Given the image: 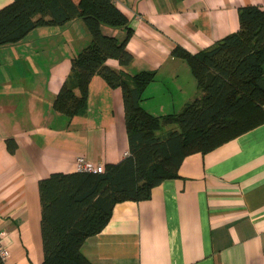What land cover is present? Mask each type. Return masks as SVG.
<instances>
[{
    "label": "crops",
    "instance_id": "1",
    "mask_svg": "<svg viewBox=\"0 0 264 264\" xmlns=\"http://www.w3.org/2000/svg\"><path fill=\"white\" fill-rule=\"evenodd\" d=\"M12 0H0V8ZM127 16L134 74L154 71L141 105L176 113L199 90L185 59L238 28V7L264 0H113ZM121 41L124 28L102 24ZM81 18L31 29L0 45V229L5 264H40L38 180L76 171L79 155L93 163L125 156L128 140L122 91L99 75L90 79L83 110L72 117L52 102L70 58L90 42ZM14 149L9 151L6 140ZM92 264H264V122L206 153L186 156L178 176L153 186L144 200L116 203L103 229L80 247Z\"/></svg>",
    "mask_w": 264,
    "mask_h": 264
},
{
    "label": "trees",
    "instance_id": "2",
    "mask_svg": "<svg viewBox=\"0 0 264 264\" xmlns=\"http://www.w3.org/2000/svg\"><path fill=\"white\" fill-rule=\"evenodd\" d=\"M237 12L238 28L210 47L197 53L172 49L186 60L201 94L176 113L154 115L141 105L154 71L130 74L106 64L110 58L120 66L132 61L126 47L132 29L113 0H12L0 8V45L18 42L37 26L84 21L90 42L70 58L52 102L56 111L79 114L94 75L122 91L128 154L105 163L101 172H53L38 180L40 264H92L80 247L103 229L116 203L149 198L153 186L178 176L186 156L206 153L264 122V7L246 4ZM102 24L124 28V38L103 34ZM169 125L174 127L159 133ZM6 146L14 149L10 138Z\"/></svg>",
    "mask_w": 264,
    "mask_h": 264
},
{
    "label": "built area",
    "instance_id": "3",
    "mask_svg": "<svg viewBox=\"0 0 264 264\" xmlns=\"http://www.w3.org/2000/svg\"><path fill=\"white\" fill-rule=\"evenodd\" d=\"M128 154L126 151L125 155ZM75 169L79 171H92V172H101L103 170L102 163H93L92 161L87 160L85 157L79 155L75 158L74 161ZM5 231L0 229V255L2 259H5L8 255V249L1 243V238L4 235Z\"/></svg>",
    "mask_w": 264,
    "mask_h": 264
},
{
    "label": "rangeland",
    "instance_id": "4",
    "mask_svg": "<svg viewBox=\"0 0 264 264\" xmlns=\"http://www.w3.org/2000/svg\"><path fill=\"white\" fill-rule=\"evenodd\" d=\"M172 127H174V125L166 126V127L163 128V130L159 131V133H161L162 131H165V130H167L169 128H172Z\"/></svg>",
    "mask_w": 264,
    "mask_h": 264
}]
</instances>
